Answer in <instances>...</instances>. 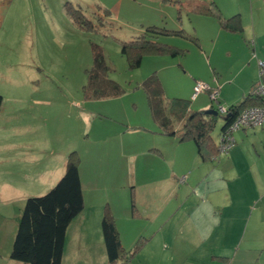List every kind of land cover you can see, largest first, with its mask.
Wrapping results in <instances>:
<instances>
[{
	"label": "rangeland",
	"instance_id": "rangeland-1",
	"mask_svg": "<svg viewBox=\"0 0 264 264\" xmlns=\"http://www.w3.org/2000/svg\"><path fill=\"white\" fill-rule=\"evenodd\" d=\"M259 2L0 0V97L3 101L0 106V187L10 182L23 186L34 184L26 187V197L44 195L54 185L49 184L51 178L23 183L24 174L32 173L29 169L33 166L48 168L51 164L63 169L67 155L76 151L82 163L80 172L85 190L108 188L106 193L111 198H117L115 195L121 192L128 193L133 172L132 169L127 170L128 162L120 156L122 149H137L139 145L143 146L146 138L152 141H147L145 146L154 145L153 141L160 146L162 140H169L155 134L157 126L150 116L142 83L156 76L166 99H183L178 94L184 95L186 92H180L182 90L178 88L186 84L184 76L210 87L217 85L218 78L219 84L223 85V77L232 72L237 58L244 52L234 43L236 36L229 37L228 34L232 33L224 30L214 33L210 24L219 23L215 19L194 15L193 8L213 4L221 8L222 14L223 11L228 13L226 17L239 11L245 19L249 4L258 6ZM68 8L79 10L91 28L76 24ZM202 20H212V23ZM147 27L171 31L170 35L162 36L159 40L179 52L176 56L144 55L140 67L130 68L126 58L121 55V44L140 37ZM238 38L245 44L243 38ZM193 39L200 42L204 57ZM93 47L102 49L110 68L109 79L124 90L121 97L95 101L85 99L83 88L87 84V71L92 67ZM235 51L239 53L236 55ZM215 69L221 71L223 76L218 77L219 72ZM215 89L219 94V89ZM191 95L192 88L188 102ZM200 96L211 105L207 91ZM218 101L222 107L231 106L222 97ZM212 105L217 109L216 103ZM195 107L194 102L190 103L192 110H196ZM222 126L223 119L219 116L210 135L215 144L218 143ZM122 183L123 191L120 188ZM176 183L174 195L176 189L179 190L178 202L174 196L170 209H174L172 228L179 232L188 225L184 222L185 214L195 210L191 214L195 221H192L199 222L202 218L197 215L200 209L190 203L204 198L202 193L206 185L213 182L212 178L206 183L201 182L202 185L195 182L190 188L191 193H195L193 201L186 200L184 208L182 205L187 196H183V184H178L182 182ZM125 198L127 201V196ZM4 203L0 202V209L5 210L8 218L16 216L18 223L23 206L19 207L17 201L9 205ZM208 205L206 200L204 209L209 208ZM247 215L250 216V211ZM166 230H163L162 236H165ZM258 234L263 237L261 232H255L254 223L249 229L243 228L239 234L242 246L251 238L256 240ZM168 236L171 238L169 233ZM66 243L65 254L69 260H73L76 248L71 234H68ZM172 247H166L157 238L148 246L143 245L130 259H126L130 249L123 248L124 255L118 264H130L132 259L131 264H192L187 261L189 249L181 245ZM103 253L104 250L94 253L95 264L103 261L107 264V257L101 261ZM232 255L233 252L229 257ZM237 261L240 263V260Z\"/></svg>",
	"mask_w": 264,
	"mask_h": 264
},
{
	"label": "crops",
	"instance_id": "crops-1",
	"mask_svg": "<svg viewBox=\"0 0 264 264\" xmlns=\"http://www.w3.org/2000/svg\"><path fill=\"white\" fill-rule=\"evenodd\" d=\"M226 14L228 13L223 11L224 18H228ZM235 14L240 17L242 32L240 34L229 32L232 34L228 35L236 36L234 43L244 52L237 58L232 72L223 77V85H220L216 78L217 85L209 86L211 89L218 88V98L222 97L225 103L230 105L239 102L252 90L251 87L259 73L258 62L264 63V0H260L258 6L250 3L245 19L241 17L243 15L239 11ZM203 18L206 19V17ZM202 21L212 23V20ZM214 23L210 24L214 33L223 31L219 24ZM238 36L244 39L246 45ZM198 45L202 53L199 41ZM229 53L232 54V52ZM235 53L237 55L239 51ZM202 57H204L203 53ZM215 71L219 72L218 77L223 76L221 71L217 69ZM213 74H215L214 71ZM184 78L186 84L178 89L186 94L178 95L188 100L191 88L193 91L198 81L194 82L192 78L186 76ZM192 102L196 106L194 111L209 110L211 107L200 95ZM154 131H156L155 134L169 140H162L160 146L156 145V141H153L154 145L145 146L147 141H152L146 138L145 143H141L143 146L139 145L137 149H122L120 156L128 162L127 170L132 169L133 178L128 193L116 194L117 198L107 195L108 188H100V194V189L96 187H93L91 191L88 188L85 190L80 172L82 163H80L79 176L84 208L66 230L61 264H68L69 261L71 264H95L93 256L97 250L99 252L104 250L101 261L107 257L101 234V219L106 206L111 210L121 245L126 250L131 249L139 238L146 239L144 247L158 238L166 247L181 245L189 249L187 261L192 264H234L235 261L236 264H264V127L256 126L235 132L233 136L235 145L228 153L219 154L217 159L212 157L208 161H202L198 157L192 142H179L176 137L162 135L158 126ZM31 170L32 173L24 174L21 182L33 183L50 177L49 184H55L63 173L60 166L52 167L51 164L48 168L33 166L29 169ZM209 178H212L213 186L211 187L212 184L209 183L206 185L202 193L204 198L190 203L194 208L200 209L197 215H201L202 218L199 222H194V216L191 214L195 213V210L185 214L184 222L188 225L177 232L172 228L174 209L173 207L170 209L174 196L178 202L179 190L176 189L174 195L176 182H182L178 184H183V196H187L183 201L182 208H184L186 200L193 201L192 197L195 193H191L190 188L194 186V183L198 182L199 185L202 182L203 184ZM20 185L15 182L2 184L0 202L9 205L17 201L19 207L23 206L27 198L26 187L34 184ZM199 187L200 190L201 186ZM120 188L123 191L124 183L120 185ZM100 196L103 197L100 198ZM124 196H127V201ZM122 197L123 200H121ZM206 200L209 208L204 209ZM4 211L0 209V264H21L10 259L17 219L16 216L6 217ZM248 211H250L249 217ZM253 223L255 232H261L263 237L258 234L259 237L256 236V240L251 238L243 247L239 234L243 228L249 229ZM164 229L167 230L164 233L165 236H162ZM68 234H71L76 248L73 260H69L65 254ZM231 251L233 255L229 257L232 254ZM237 260H240V263H237ZM132 261L133 259L130 264L133 263ZM98 264L105 263L103 261Z\"/></svg>",
	"mask_w": 264,
	"mask_h": 264
},
{
	"label": "trees",
	"instance_id": "trees-1",
	"mask_svg": "<svg viewBox=\"0 0 264 264\" xmlns=\"http://www.w3.org/2000/svg\"><path fill=\"white\" fill-rule=\"evenodd\" d=\"M68 13L76 24L91 28L90 23L79 10L68 8ZM192 13L215 19L223 30L238 34L242 32L239 15L234 14L224 18L217 5L196 6ZM170 32L163 28L147 27L140 37L121 44V55L126 58L130 68L140 67L144 55L166 54L176 56L179 51H176L175 47L159 40L162 36L170 35ZM172 34H178V32H172ZM193 40L198 47L197 40ZM259 62L264 65L262 61ZM109 71L110 68L102 49L93 47L92 67L87 71V84L83 88L85 99L92 101L108 100L123 95L124 90L109 79ZM258 72H260L259 65ZM258 80L259 73L251 88L255 86ZM141 86L146 94L150 116L158 126L160 134L176 137L179 142H192L196 147L198 157L202 161L211 160L212 157L217 159L221 153L219 150L220 139L229 131L236 118L245 109L261 106L264 103V97H255L251 91L239 102L226 108L220 106L217 97L216 101L210 99L211 107L209 110H213L217 114L213 116L207 114V110H191L190 102L187 100L166 99L161 83L156 76L149 77ZM190 101L192 100L190 99ZM2 102L0 97V106ZM214 103H216L217 109L213 107L212 104ZM219 108L224 109V111H220ZM219 116H222L223 126L220 129L218 143L215 144L210 135ZM234 133H231L232 137ZM79 165L80 158L77 152H70L66 157L63 173L57 182L44 195L28 197L24 201L10 252L11 260L21 264H61L66 230L84 208ZM101 234L107 254V264H118L124 255V251L113 215L108 206L104 208L101 219ZM145 241L146 239H138L133 246L134 248L128 251L126 259L133 257Z\"/></svg>",
	"mask_w": 264,
	"mask_h": 264
},
{
	"label": "built area",
	"instance_id": "built-area-1",
	"mask_svg": "<svg viewBox=\"0 0 264 264\" xmlns=\"http://www.w3.org/2000/svg\"><path fill=\"white\" fill-rule=\"evenodd\" d=\"M260 72H259V80L253 86L251 90V94L255 97H264V65L259 62ZM208 92L210 94V99L213 101L217 100L218 93L216 89H211L209 86L202 82H196L192 95L191 100H195L196 97H198L203 92ZM220 111H224V109L219 108ZM256 126H262L264 127V103L261 106H256L252 108L245 109L237 118L232 127H230L229 131L226 132L222 138L220 139L219 143V150L221 153H226L228 150L233 146L234 139L231 136V133L237 132L241 129H248Z\"/></svg>",
	"mask_w": 264,
	"mask_h": 264
},
{
	"label": "water",
	"instance_id": "water-1",
	"mask_svg": "<svg viewBox=\"0 0 264 264\" xmlns=\"http://www.w3.org/2000/svg\"><path fill=\"white\" fill-rule=\"evenodd\" d=\"M206 113H207V114H211V115H213V116H216V115H217L216 112L213 111V110H207Z\"/></svg>",
	"mask_w": 264,
	"mask_h": 264
}]
</instances>
